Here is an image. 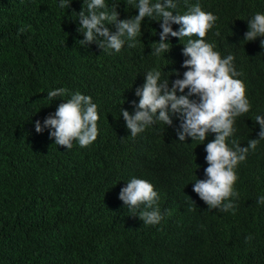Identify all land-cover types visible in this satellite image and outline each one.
I'll use <instances>...</instances> for the list:
<instances>
[{"label": "trees", "instance_id": "16d2710c", "mask_svg": "<svg viewBox=\"0 0 264 264\" xmlns=\"http://www.w3.org/2000/svg\"><path fill=\"white\" fill-rule=\"evenodd\" d=\"M61 2L0 0V264H264V205L258 203L264 196V140L237 166L235 214L209 210L193 188L207 179L205 147L216 134L181 142V120L173 116L172 126L158 121L132 137L121 115V108L134 114L136 89L147 72L159 70L169 87L183 79L189 38L169 36L171 51L153 56L162 28L146 17L136 46L126 42L109 54L95 43H79L84 36L77 14L87 11V0H65L69 8ZM177 2L180 14L199 3L218 17L206 40L222 57L234 56L252 104L236 118L228 142L247 147L259 139L255 117L264 116V37L244 39L248 21L264 14V0ZM106 3L119 4L121 20L138 15L128 0ZM21 27L27 30L20 33ZM172 27L178 31L180 25ZM57 88L69 94L48 100ZM75 92L98 105L99 135L88 147L74 141L68 150L55 145L51 129L37 133L35 122L43 124ZM133 177L158 192L159 224L144 225L119 199Z\"/></svg>", "mask_w": 264, "mask_h": 264}, {"label": "clouds", "instance_id": "9594fccd", "mask_svg": "<svg viewBox=\"0 0 264 264\" xmlns=\"http://www.w3.org/2000/svg\"><path fill=\"white\" fill-rule=\"evenodd\" d=\"M128 2L134 4L138 15L121 20L117 11L119 4L110 6L106 0H87V11L83 8L77 14L80 23L78 31L84 36L83 40H79L80 45L95 43L109 54L112 50L119 53L126 42L129 47H135L136 38L142 35V23L146 17L160 22L162 28L159 42H154L151 47L150 54L153 56L159 57L171 51L169 36L178 37L181 42L185 37L189 38L183 44L182 54L188 57L182 65L188 69L183 73V79L172 81L169 87V79L162 80L159 70L147 72L144 85L136 89L135 94L140 99L138 104L133 102L134 114L121 108V115L132 137L143 133L158 121L172 126L173 116L181 120L177 130L181 142H185L188 137L194 142L205 141L209 133H215V139L205 147L207 179H198L193 190L208 205L209 210L219 209L235 214L237 205L232 198H239L234 187L239 179L236 169L247 159L249 151H255L264 140V116L255 117V122L260 125L259 139H250L247 147H241L234 139L229 144V138L236 131V118L248 113L252 104L247 97L245 82L239 79L243 73L234 66V56L222 57L216 50V44L206 40L218 17L204 11L199 3L180 14L176 11L177 0ZM70 5L62 0L59 7L69 8ZM173 24L180 25L178 31L173 30ZM109 25L115 31L110 30ZM248 29L244 40L252 42L264 37V14L256 13L248 21ZM26 30L21 27L19 32ZM215 35L219 36L220 33L217 31ZM260 43L264 47V39ZM186 89L187 94H184ZM68 94V89L57 88L47 93V99L53 101L56 97ZM99 119L98 105L92 97L75 92L60 103L55 113L50 114L43 124L36 121L35 130L42 133L46 128L51 129L49 135L54 138L55 145L65 146L68 150L73 147L74 141L83 148L96 141ZM119 199L134 216H139L144 225H157L164 218L159 206L160 196L148 180L133 177L121 189ZM258 203L264 205V196L258 198ZM245 239L251 242L253 237L249 235Z\"/></svg>", "mask_w": 264, "mask_h": 264}]
</instances>
